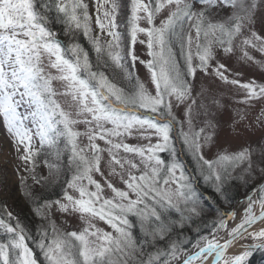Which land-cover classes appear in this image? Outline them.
<instances>
[{
	"label": "snow or ice",
	"instance_id": "obj_1",
	"mask_svg": "<svg viewBox=\"0 0 264 264\" xmlns=\"http://www.w3.org/2000/svg\"><path fill=\"white\" fill-rule=\"evenodd\" d=\"M94 7L95 35L85 0H0L3 127L36 184L47 181L36 174L38 161L49 176L65 177L59 198L33 201L36 216L46 221L37 240L6 206L0 209V264H38L29 241L44 264H247L256 250L264 251V146L262 183L242 201L247 207L235 226L227 227L235 211H221L217 204V219L205 225L207 232L197 227L191 238L184 229L203 220L210 207L201 182L227 201L226 183L253 174L252 149L220 148L221 101L197 91L196 81L202 74L238 86L245 92L239 103L264 99V84L229 79L223 62L235 54L238 37L242 59L254 60L248 48L264 54V36L254 30L257 14L264 18V0H94ZM58 26L71 39L67 45ZM137 43L145 46L147 59L136 54ZM137 62L150 74L154 93L136 76ZM58 96L70 98L69 110ZM174 107L183 108L182 119ZM237 115L234 125L245 119ZM135 132L148 143H126ZM82 137L87 144L80 143ZM176 139L183 146L179 151ZM181 152L190 156L193 168ZM104 153L109 176L119 177L123 188L105 177ZM28 178L19 177L20 188L31 199ZM105 185L111 195H105ZM54 208L67 217L78 215L82 229L62 230L52 219ZM96 220L112 231L97 227ZM236 244L245 250L227 255Z\"/></svg>",
	"mask_w": 264,
	"mask_h": 264
},
{
	"label": "rangeland",
	"instance_id": "obj_2",
	"mask_svg": "<svg viewBox=\"0 0 264 264\" xmlns=\"http://www.w3.org/2000/svg\"><path fill=\"white\" fill-rule=\"evenodd\" d=\"M85 2L89 3V14L92 18V28L94 30L93 35H95L99 32V29L95 24L96 11L94 7V0H85ZM166 15V12L162 13L157 18L156 24L159 25L160 20ZM140 23L141 26H147L144 21H141ZM254 30L261 36H264V18H262L260 13L257 14ZM244 35H248L247 30L244 31ZM139 38L146 39V37L143 35H141ZM241 39L242 37H238L234 41L235 54L232 55L230 59L223 61L227 64L229 69L226 75L229 76V79H236L242 83H247L254 80L257 83L264 84V54L255 49L248 48L246 50L251 56L254 57V60L249 61L242 59L243 53L240 48ZM135 52L138 56H140L141 59L148 58L144 45L137 43L135 45ZM136 76L139 77V79L145 84L149 91L154 93V87L151 84L150 74L148 73L147 69L138 62L136 64ZM196 85L197 91L205 90L206 96L214 95L221 101L222 107L220 108V115L218 117L219 129L217 136V143L220 145V148L229 153L239 151L242 147H249L253 150V174L251 176L244 174V179L241 180H247V183L243 181L241 182H243L245 185H254L253 188H255L258 184L262 183V179L259 174V167L262 165H259V160L260 148L264 146V138H262L264 137V127L261 126L264 124V115H262V111H264V99L253 100L249 104L239 103L238 101H240L245 95L244 90L239 89L238 86L224 84L223 82L215 80L212 77H204L202 74H198ZM53 87L57 90L61 89L59 82H53ZM209 88L211 89V93L207 92ZM57 99L61 103L62 107L65 108V110H69L70 98L58 96ZM198 102H200L199 98ZM173 112L178 119L183 118V108L174 107ZM237 113L244 115L245 119L234 125L233 121H239V116ZM257 117H260L259 121H257ZM196 126L199 127L200 124L197 123ZM76 128L81 132L85 130V126L83 124L77 125ZM174 135H176L175 132ZM125 142L133 145L148 143L147 140L140 138V134L138 132H135L131 137L126 138ZM152 142L155 143V137L152 138ZM80 143L82 145L87 144L86 137H82ZM97 143H99L102 148L105 147L103 141H97ZM175 143L178 151L182 149L183 146L179 139H176ZM205 155L206 157L210 158V154L207 152ZM103 157L102 169L104 171L105 177L111 180V182L116 187L123 188L124 185L120 182L119 177L109 176L110 169L107 165V153H104ZM180 158L189 168L194 167L192 160L187 153L181 152ZM26 166L27 165H25L24 162L18 159L11 140L8 137L5 128L3 127L2 118H0V204H2L4 207L6 206L7 211L11 212L14 217L20 216L27 210L26 202L19 188L20 175H29L28 172L24 171ZM243 167H247V165L245 164ZM17 169H19V174L17 173ZM42 171L44 170L42 169ZM240 171L241 169H237V173ZM235 174L236 173H234V175ZM94 178L104 184L103 177L95 175ZM104 187L105 195H111V192L109 189H107L106 185ZM251 192L252 190L243 193L238 201H236L231 207L228 208V210L225 211H235L236 213L235 219L228 223V229L234 227L235 223H237L242 217L243 209L247 207V202L242 203V201H244L245 197ZM255 211L257 213L259 212L258 206L255 208ZM52 219H54L57 223V226L64 231H79L84 226L78 215L67 217L66 214L55 211V208L53 209ZM212 219L216 220L217 217H212ZM44 223H46V221ZM94 223L97 227L102 228L105 231H112V229L103 221L96 220ZM220 236L222 238L226 237V231H221ZM241 243L250 244L252 241H242ZM244 250L245 248L239 252H226V254L237 255L242 253Z\"/></svg>",
	"mask_w": 264,
	"mask_h": 264
},
{
	"label": "trees",
	"instance_id": "obj_3",
	"mask_svg": "<svg viewBox=\"0 0 264 264\" xmlns=\"http://www.w3.org/2000/svg\"><path fill=\"white\" fill-rule=\"evenodd\" d=\"M119 19V17H118ZM59 28V26H58ZM59 31L61 35L59 36V39L62 40L65 45H67L69 42H71V39L69 37H66L63 35V29L59 28ZM79 42L85 47L87 51H89L90 57L94 60V54L92 52L91 46L88 44V42L84 39L83 35L80 34L78 37ZM38 146V144H37ZM167 156V153L164 154ZM66 159V157H65ZM38 167L36 168V174L38 176L47 177L46 182H42V184H36L28 175V180L26 181L27 191H30L32 194V198L29 199L25 195H23L22 190L20 188V180H19V188L23 195V198L26 202L27 210L22 213L20 216L16 217L22 226H24L28 232L33 237V240H37V229L41 227V225L44 223L42 222L35 214L34 212V203L36 199H39L40 201L43 200H55L62 194V185L64 182V175H61L59 177V180L55 176H49L48 175V169L44 166L42 161H38ZM42 169L44 171H42ZM22 176V175H20ZM55 181V182H54ZM241 179H234L230 180L225 185V195L227 197V201H225L223 198L218 196L211 187H208L206 185H203L202 182L200 183V191L205 193L208 197H210V207L205 209L206 215L204 216L203 220L197 219L195 224H192L190 227L186 226L184 229V235L186 237L195 238L197 233L194 231L195 228L199 227L201 230V234L208 231V228L205 227V225L209 224V222L213 221L212 217H217L216 212V205L219 204V208L221 211L228 210L229 207H231L243 193L249 192L253 189L254 185H245ZM5 207L0 204V209H4ZM13 224H15V221H12ZM138 234V232H137ZM30 247L33 248L36 258L38 260L39 264H44L43 257L39 251V249L36 248L35 244L32 241H29ZM247 264H264V251L256 250L251 257L248 258Z\"/></svg>",
	"mask_w": 264,
	"mask_h": 264
},
{
	"label": "bare ground",
	"instance_id": "obj_4",
	"mask_svg": "<svg viewBox=\"0 0 264 264\" xmlns=\"http://www.w3.org/2000/svg\"><path fill=\"white\" fill-rule=\"evenodd\" d=\"M257 213V212H256ZM242 249H244L243 247H241L239 244H236L235 246H233V247H230L228 250H227V252H239V251H241Z\"/></svg>",
	"mask_w": 264,
	"mask_h": 264
},
{
	"label": "water",
	"instance_id": "obj_5",
	"mask_svg": "<svg viewBox=\"0 0 264 264\" xmlns=\"http://www.w3.org/2000/svg\"><path fill=\"white\" fill-rule=\"evenodd\" d=\"M258 213H259V212H258ZM258 213H257V214H258ZM221 242H222V241H221Z\"/></svg>",
	"mask_w": 264,
	"mask_h": 264
}]
</instances>
